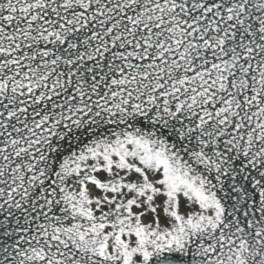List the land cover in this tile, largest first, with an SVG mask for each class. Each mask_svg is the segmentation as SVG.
Here are the masks:
<instances>
[{
    "label": "snow or ice",
    "instance_id": "6c2138e0",
    "mask_svg": "<svg viewBox=\"0 0 264 264\" xmlns=\"http://www.w3.org/2000/svg\"><path fill=\"white\" fill-rule=\"evenodd\" d=\"M0 264H264V0H0Z\"/></svg>",
    "mask_w": 264,
    "mask_h": 264
}]
</instances>
